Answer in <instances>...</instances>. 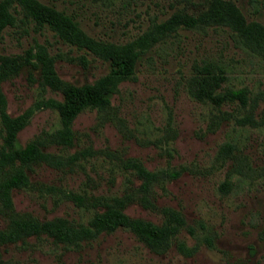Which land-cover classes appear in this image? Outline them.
Segmentation results:
<instances>
[{"label": "rangeland", "instance_id": "rangeland-1", "mask_svg": "<svg viewBox=\"0 0 264 264\" xmlns=\"http://www.w3.org/2000/svg\"><path fill=\"white\" fill-rule=\"evenodd\" d=\"M207 1L28 0L65 18L81 38L132 60L130 73L110 80L109 105L78 113L71 145L62 147L46 137L61 125L43 103L61 95L43 84L37 56L43 51L56 76L74 85L106 76L109 61L38 24L11 0L0 55L26 64L0 82L5 111H30L17 142L43 140L51 156L26 170L29 186L12 190L14 212L85 224L105 202L121 199L129 217L160 224L171 209L185 225L161 253L118 228L78 246L29 236L0 245V264H264V57L229 27L175 22L180 13L196 16ZM228 1L246 22L264 27V0ZM203 65L223 78L221 90L244 88L255 99L253 122H239L247 107L237 102L215 107L193 98L189 80ZM1 138L0 125V146ZM135 163L161 173L145 200Z\"/></svg>", "mask_w": 264, "mask_h": 264}, {"label": "trees", "instance_id": "trees-1", "mask_svg": "<svg viewBox=\"0 0 264 264\" xmlns=\"http://www.w3.org/2000/svg\"><path fill=\"white\" fill-rule=\"evenodd\" d=\"M27 8L38 24H47L56 30L69 42L83 45L93 53L109 61V73L91 84L74 85L60 80L52 67V60L43 51L38 58V65L43 80L52 91L58 92L61 99L56 101L48 99L44 105L53 108L59 118L60 128L46 137L49 143L59 146H70L72 141L71 121L78 113L85 109L101 110L109 105L113 92L110 80L115 76L122 77L130 73L132 60L117 51L112 46H97L95 43L81 38L70 22L65 18H58L50 9L28 0H17ZM11 0L0 1V30L11 23L12 16L8 12ZM175 22L186 28L196 25L225 26L229 27L238 37L239 42L250 51L258 52L264 57V27L256 22H246L239 9L228 0H208L206 7L196 16L186 13L176 15ZM68 28H62V25ZM21 58L0 55V82L14 75L21 65ZM197 74L189 80V90L193 98L198 101L209 102L218 107L224 103L237 102L242 107H247L245 114L239 122L252 120L255 99L249 100L244 88L223 89L220 85L221 76L210 75L207 66L201 67ZM30 111H25L16 117H10L5 111V99L0 91V125L2 130V143L0 146V214L6 218V225L0 228V245L23 240L29 236L39 237L44 235L54 243L63 246H78L80 242L90 240L100 233H109L118 228L131 232L151 252H164L175 238L178 231L185 223L182 215L175 210L163 211L164 218L160 224H154L141 218L129 217L123 212L125 200L112 199L103 204L102 211L95 212L85 224H73L65 219L54 217L39 220L28 213L14 212L11 201V192L14 189L29 186L26 170L33 164H39L51 159V156L42 151L43 140H32L19 145L16 139L17 132L25 125ZM136 176L142 180L139 190L144 194L150 192V187L161 182V173L149 172L138 164ZM170 173V176H174ZM144 205L146 203L143 202Z\"/></svg>", "mask_w": 264, "mask_h": 264}]
</instances>
